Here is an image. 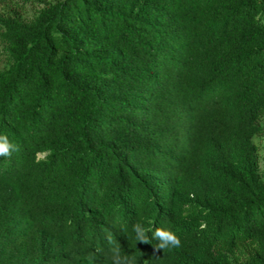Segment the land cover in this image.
Here are the masks:
<instances>
[{
  "label": "trees",
  "instance_id": "1",
  "mask_svg": "<svg viewBox=\"0 0 264 264\" xmlns=\"http://www.w3.org/2000/svg\"><path fill=\"white\" fill-rule=\"evenodd\" d=\"M0 44V264H264V0H50Z\"/></svg>",
  "mask_w": 264,
  "mask_h": 264
},
{
  "label": "clouds",
  "instance_id": "2",
  "mask_svg": "<svg viewBox=\"0 0 264 264\" xmlns=\"http://www.w3.org/2000/svg\"><path fill=\"white\" fill-rule=\"evenodd\" d=\"M17 146L10 143L7 136L0 134V155L8 156L11 152L16 151ZM132 231L135 233L136 241L148 242L147 233L150 229L144 227L142 223H136L132 226ZM152 238H158L159 245L156 248L165 249L167 247H178L180 245V239L178 236L170 230H162L157 227L154 231H151ZM113 260L114 264H134V258L128 255H122L118 247L113 248Z\"/></svg>",
  "mask_w": 264,
  "mask_h": 264
},
{
  "label": "rangeland",
  "instance_id": "3",
  "mask_svg": "<svg viewBox=\"0 0 264 264\" xmlns=\"http://www.w3.org/2000/svg\"><path fill=\"white\" fill-rule=\"evenodd\" d=\"M48 1L50 0H0V14L16 11L27 20L32 18L39 8ZM8 61V57L0 44V69L5 68ZM256 142L259 146L260 164L264 168V136L257 137Z\"/></svg>",
  "mask_w": 264,
  "mask_h": 264
}]
</instances>
